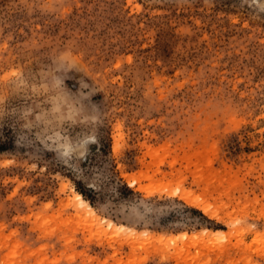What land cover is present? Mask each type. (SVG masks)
Listing matches in <instances>:
<instances>
[{
    "label": "rangeland",
    "instance_id": "1",
    "mask_svg": "<svg viewBox=\"0 0 264 264\" xmlns=\"http://www.w3.org/2000/svg\"><path fill=\"white\" fill-rule=\"evenodd\" d=\"M0 264H264V0H0Z\"/></svg>",
    "mask_w": 264,
    "mask_h": 264
},
{
    "label": "bare ground",
    "instance_id": "2",
    "mask_svg": "<svg viewBox=\"0 0 264 264\" xmlns=\"http://www.w3.org/2000/svg\"><path fill=\"white\" fill-rule=\"evenodd\" d=\"M77 198H79L82 203H84L87 207V211L90 213V214H94V210L92 208V206L89 204V202L85 199H83L82 195L81 194H77L75 195ZM192 197H187L188 201L194 205V206H197V207H205L206 208V205L204 204V202L202 201V199H191ZM194 198V197H193ZM209 210V209H208ZM206 211V210H205ZM96 217V216H95ZM210 231V230H209ZM219 233V232H218ZM210 234V232L208 233ZM214 235V233H212V236Z\"/></svg>",
    "mask_w": 264,
    "mask_h": 264
},
{
    "label": "trees",
    "instance_id": "3",
    "mask_svg": "<svg viewBox=\"0 0 264 264\" xmlns=\"http://www.w3.org/2000/svg\"><path fill=\"white\" fill-rule=\"evenodd\" d=\"M81 193L86 197V199H87V196H86V193H84L83 191H81Z\"/></svg>",
    "mask_w": 264,
    "mask_h": 264
}]
</instances>
